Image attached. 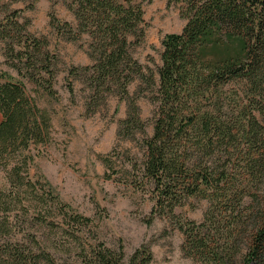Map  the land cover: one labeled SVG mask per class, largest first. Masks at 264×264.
Instances as JSON below:
<instances>
[{
  "label": "trees",
  "instance_id": "16d2710c",
  "mask_svg": "<svg viewBox=\"0 0 264 264\" xmlns=\"http://www.w3.org/2000/svg\"><path fill=\"white\" fill-rule=\"evenodd\" d=\"M169 2L180 5L187 23L179 34L163 38L160 66L153 73L145 72L130 52L144 36L141 3L71 0L76 27L61 25L68 27L70 39L87 37L91 64L69 69L68 93L73 96L74 81L82 84L89 112L117 96L126 111L116 137L131 141L145 132L137 95L146 84L156 109L138 169L150 185L151 216L175 217L183 201L207 199L208 217L178 225L186 254L211 264H234L231 254L240 237V264H264V0ZM2 24L5 57L18 74L55 97L51 58L43 50L47 40L21 37L23 27L12 19ZM5 78L0 81V235L11 228L6 216L20 212L49 234L40 242L31 237L30 248L20 246L14 235L0 246V264H60L54 255L65 247L62 237L73 232L71 225L87 220L63 205L43 176L29 173L30 150L48 142L51 119L19 83ZM136 81L138 90L130 94ZM48 240L49 246L41 247ZM90 257L87 264L151 261L142 248L127 262L121 250L101 246Z\"/></svg>",
  "mask_w": 264,
  "mask_h": 264
},
{
  "label": "rangeland",
  "instance_id": "374dc122",
  "mask_svg": "<svg viewBox=\"0 0 264 264\" xmlns=\"http://www.w3.org/2000/svg\"><path fill=\"white\" fill-rule=\"evenodd\" d=\"M129 1L141 3L144 20V36L130 52L145 72L156 73L160 66L161 41L166 35L179 34L187 20L182 17L180 5L169 0ZM70 2L0 0V28L4 20L12 19L23 27L21 37L29 34L37 39L45 38L49 45L43 50L51 58L53 98L42 86L18 74L5 57V45L0 39V81L11 77L22 86L30 102L45 110L51 119L48 142L30 150L33 161L29 173L37 178L43 176L61 203L87 220L69 227L74 230L62 237L65 247L54 258L60 264H87L91 251L101 246L114 252L121 250L125 262L142 248L151 255L148 264H211L186 254L182 249L184 235L178 229L185 221L200 223L208 217L210 203L207 199L183 201L174 209L175 217L151 216L150 185L144 183L138 169L142 140L152 134L156 109L146 84L138 91L143 90V94L137 95L145 132L131 141L116 137L118 123L125 118L126 111L125 103L117 96L107 97L94 112H89L82 84L74 81L73 96L68 93V82L73 79L68 78L69 69L91 64L87 37L74 34L70 39L68 35V27H76ZM65 23L68 27L62 28L61 24ZM20 34L12 33L16 38ZM138 85L134 82L128 88L129 93L136 92ZM249 203L248 199L244 201L245 206ZM6 217L11 228L6 235H0V246L15 235L20 246L30 248L34 246L31 237L40 242L49 234V229L32 221L30 214L12 213ZM209 220L212 223L210 215ZM210 233L214 234L212 228ZM49 244L48 240L41 243V247ZM243 249V240L238 237L231 254L234 264H240Z\"/></svg>",
  "mask_w": 264,
  "mask_h": 264
}]
</instances>
